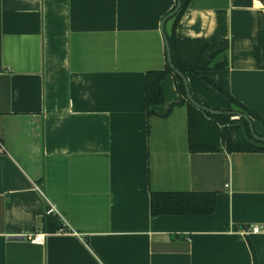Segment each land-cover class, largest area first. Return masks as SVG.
<instances>
[{
	"label": "crops",
	"instance_id": "0c3cea01",
	"mask_svg": "<svg viewBox=\"0 0 264 264\" xmlns=\"http://www.w3.org/2000/svg\"><path fill=\"white\" fill-rule=\"evenodd\" d=\"M176 2L0 0V264H255L253 250L264 264V151H229L237 136L178 104L173 74L147 113L145 73L165 69L160 24ZM184 10L177 38L229 40L228 67L204 75L264 118V0ZM185 74L196 102L239 110ZM152 191L215 192L216 208L152 216ZM48 201L64 232L43 228Z\"/></svg>",
	"mask_w": 264,
	"mask_h": 264
},
{
	"label": "trees",
	"instance_id": "16d2710c",
	"mask_svg": "<svg viewBox=\"0 0 264 264\" xmlns=\"http://www.w3.org/2000/svg\"><path fill=\"white\" fill-rule=\"evenodd\" d=\"M189 0H182L179 11L172 17L174 19L173 26L174 31L170 34L166 32L168 42L171 47V58H173V64L175 69L184 74L186 72L199 75L209 85L214 87L223 93L232 103L239 107V112L247 114L248 117L253 120H259L264 124V118L258 116L247 105L242 104L234 96L228 93L223 88L219 87L216 83L211 82L203 73L205 70L213 69H226L228 67L227 51L229 47V40L222 38H177L175 35L176 24L179 18L185 11ZM175 7V6H174ZM169 74H173L176 80V87L181 95V100L178 104L186 102L189 105V109L195 108L186 97V89L182 78L175 74L173 69L167 62L165 69L163 70H149L145 73V103L147 107V113L153 112L152 105H157L163 102L164 94L161 89V82ZM204 105V104H203ZM213 120L220 121L226 125L225 129L228 134H235L237 137L228 141V150L237 151H264V140H257L250 132V126L248 120L243 117L236 119L230 118L231 115L225 114H209ZM253 116V118H252ZM255 128V127H254ZM264 136V134H258ZM191 149L193 146L191 145ZM150 212L151 215H191L201 216L211 214L216 208V193L210 191H152L150 194ZM43 228L49 232H56L65 228L60 217L58 215H47L43 222ZM254 263H256L255 251L253 250Z\"/></svg>",
	"mask_w": 264,
	"mask_h": 264
},
{
	"label": "water",
	"instance_id": "95a60500",
	"mask_svg": "<svg viewBox=\"0 0 264 264\" xmlns=\"http://www.w3.org/2000/svg\"><path fill=\"white\" fill-rule=\"evenodd\" d=\"M182 0H177L175 7L173 8V11H171L169 14H167L166 16L163 17L162 21H161V31H162V36H163V42H165V50H166V58L167 61L170 65V67L173 69L175 74H178L182 80H183V84H184V89H186V97L188 99V101L196 106L197 108H201L202 110L214 115V114H227V115H233L234 118H239V117H243L245 120H248L249 122V126H250V132L251 134L259 141H263L264 140V136H259L255 133V128H254V122L253 120H251L248 115L243 114L237 110H230V111H222L220 109H212L210 107H208L207 105H203L199 102H196L194 97L192 96L191 93V89H189V84H188V79L186 74H184L183 72L178 71L177 69H175L174 64H173V58H171V47H170V43L168 42L167 39V35L165 32V22L173 17L178 11H179V7L181 6ZM10 239L13 240H23L25 239L24 236H11Z\"/></svg>",
	"mask_w": 264,
	"mask_h": 264
},
{
	"label": "built area",
	"instance_id": "2783aa9c",
	"mask_svg": "<svg viewBox=\"0 0 264 264\" xmlns=\"http://www.w3.org/2000/svg\"><path fill=\"white\" fill-rule=\"evenodd\" d=\"M48 202H49V206L46 210V214L59 216V212H58L57 207L54 204H52L50 201H48ZM260 229L261 228L259 226L253 225V226L249 227L248 229L243 230L242 234H249V232H260ZM65 230L66 229L63 228V229H60L59 231L64 232ZM45 238H46V235L44 233H36L30 237V239L35 243H44Z\"/></svg>",
	"mask_w": 264,
	"mask_h": 264
}]
</instances>
